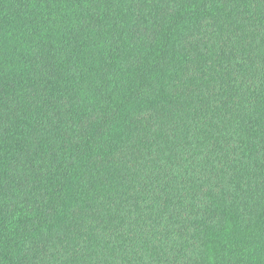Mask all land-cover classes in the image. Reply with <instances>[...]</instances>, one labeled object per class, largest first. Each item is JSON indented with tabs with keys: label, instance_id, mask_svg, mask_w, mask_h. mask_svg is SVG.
Instances as JSON below:
<instances>
[{
	"label": "trees",
	"instance_id": "1",
	"mask_svg": "<svg viewBox=\"0 0 264 264\" xmlns=\"http://www.w3.org/2000/svg\"><path fill=\"white\" fill-rule=\"evenodd\" d=\"M0 264H264V0H0Z\"/></svg>",
	"mask_w": 264,
	"mask_h": 264
}]
</instances>
